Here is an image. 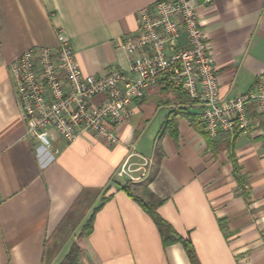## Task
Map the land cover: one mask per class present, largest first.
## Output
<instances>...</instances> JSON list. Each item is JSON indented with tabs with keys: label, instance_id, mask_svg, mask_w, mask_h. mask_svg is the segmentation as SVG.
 I'll use <instances>...</instances> for the list:
<instances>
[{
	"label": "crops",
	"instance_id": "obj_1",
	"mask_svg": "<svg viewBox=\"0 0 264 264\" xmlns=\"http://www.w3.org/2000/svg\"><path fill=\"white\" fill-rule=\"evenodd\" d=\"M157 1L0 0V264H59L91 215L88 244L101 264H192L181 244H162L135 198L191 241L196 264H264V123L255 115L253 135L212 139L187 117L199 106L160 85L115 128L116 146L55 135L47 149L26 134L8 72L16 57L55 47L62 30L83 75L125 70L120 40ZM196 1L220 97L232 100L264 75V0ZM131 153L153 167L127 187L115 172Z\"/></svg>",
	"mask_w": 264,
	"mask_h": 264
},
{
	"label": "built area",
	"instance_id": "obj_2",
	"mask_svg": "<svg viewBox=\"0 0 264 264\" xmlns=\"http://www.w3.org/2000/svg\"><path fill=\"white\" fill-rule=\"evenodd\" d=\"M198 11L196 0H158L140 8L135 32L120 40L127 68L109 69L100 77L81 73L62 30L55 47H32L20 54L8 72L27 136L47 149L55 135L67 144L90 135L116 146L115 128L130 121L136 100L160 85L199 106L198 123L210 138L253 135L251 115L264 123V75L255 77L248 92L221 99ZM95 96L102 97L100 103H93ZM152 167L150 158L131 153L115 176L131 185L145 181Z\"/></svg>",
	"mask_w": 264,
	"mask_h": 264
},
{
	"label": "trees",
	"instance_id": "obj_3",
	"mask_svg": "<svg viewBox=\"0 0 264 264\" xmlns=\"http://www.w3.org/2000/svg\"><path fill=\"white\" fill-rule=\"evenodd\" d=\"M189 122L194 126L197 125V119L192 116H187ZM171 135L174 137V132H171ZM136 203L145 211V213L153 220L156 228L159 231V236H161V241L164 246L171 244H181L183 247L187 257L189 258L192 264H196L195 261V250L193 248V244L189 239L183 238L179 235H176V232L173 228L166 223L163 219H161L154 210H151L144 202L135 198ZM93 225V215L90 216L88 221L83 225L80 230L77 238H75V242L71 245L69 251H67L66 256L59 264H79V256L81 254H85L93 264H101L94 252L90 248L88 244V237L92 231Z\"/></svg>",
	"mask_w": 264,
	"mask_h": 264
},
{
	"label": "rangeland",
	"instance_id": "obj_4",
	"mask_svg": "<svg viewBox=\"0 0 264 264\" xmlns=\"http://www.w3.org/2000/svg\"><path fill=\"white\" fill-rule=\"evenodd\" d=\"M197 123H198V119H197ZM130 186H132V185H127V187H130ZM75 242V241H74ZM83 255H85V254H83ZM81 256H82V254L79 256V260H80V258H81ZM90 263V260L89 261H85V262H83L82 264H89ZM80 264V263H79Z\"/></svg>",
	"mask_w": 264,
	"mask_h": 264
}]
</instances>
